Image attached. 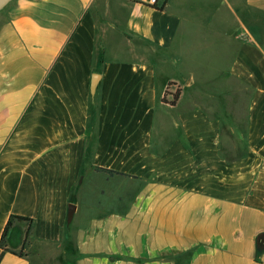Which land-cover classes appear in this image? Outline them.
<instances>
[{
    "label": "crops",
    "instance_id": "crops-1",
    "mask_svg": "<svg viewBox=\"0 0 264 264\" xmlns=\"http://www.w3.org/2000/svg\"><path fill=\"white\" fill-rule=\"evenodd\" d=\"M11 216L0 264H264V0L9 3Z\"/></svg>",
    "mask_w": 264,
    "mask_h": 264
},
{
    "label": "trees",
    "instance_id": "trees-1",
    "mask_svg": "<svg viewBox=\"0 0 264 264\" xmlns=\"http://www.w3.org/2000/svg\"><path fill=\"white\" fill-rule=\"evenodd\" d=\"M179 93H180V90L178 89V90L175 92V94L173 95V100H172V101H167V96L169 95V93L166 91V93H165V95H164L162 101H163L164 103H169V104H171V105H175L176 102H177V99H178ZM110 174H111V173H110ZM14 220H17V221H23V222H28V223H31V222H32V220H31V219H28V218L17 217V216H11V217L9 218L8 222H7V225H6L5 229H4V231H3L2 238H1V241H0V247L3 246V240H4V237H5V235H6L7 231H8V229L10 228V226H11V224H12V222H13Z\"/></svg>",
    "mask_w": 264,
    "mask_h": 264
},
{
    "label": "water",
    "instance_id": "water-1",
    "mask_svg": "<svg viewBox=\"0 0 264 264\" xmlns=\"http://www.w3.org/2000/svg\"><path fill=\"white\" fill-rule=\"evenodd\" d=\"M13 0H0V12L9 4L11 3ZM74 212V206L73 205H69L68 206V221L71 220L72 215Z\"/></svg>",
    "mask_w": 264,
    "mask_h": 264
},
{
    "label": "built area",
    "instance_id": "built-area-1",
    "mask_svg": "<svg viewBox=\"0 0 264 264\" xmlns=\"http://www.w3.org/2000/svg\"><path fill=\"white\" fill-rule=\"evenodd\" d=\"M139 1V0H136ZM149 6L160 7L165 4V0H144Z\"/></svg>",
    "mask_w": 264,
    "mask_h": 264
},
{
    "label": "rangeland",
    "instance_id": "rangeland-1",
    "mask_svg": "<svg viewBox=\"0 0 264 264\" xmlns=\"http://www.w3.org/2000/svg\"><path fill=\"white\" fill-rule=\"evenodd\" d=\"M8 5H9V4H8ZM8 5H7V6H8ZM7 6H6V7H7ZM6 7H5V8H6ZM5 8H4V9H5ZM4 9H3V10H4ZM3 10H2V11H3Z\"/></svg>",
    "mask_w": 264,
    "mask_h": 264
}]
</instances>
